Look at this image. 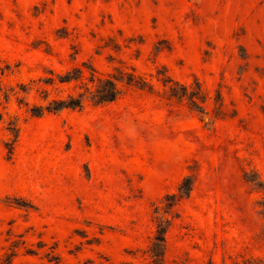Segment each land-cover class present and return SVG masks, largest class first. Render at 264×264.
Returning <instances> with one entry per match:
<instances>
[{
    "label": "rangeland",
    "instance_id": "1",
    "mask_svg": "<svg viewBox=\"0 0 264 264\" xmlns=\"http://www.w3.org/2000/svg\"><path fill=\"white\" fill-rule=\"evenodd\" d=\"M4 63L26 91L0 104V264H147L153 206L188 173L162 264H264V0H0ZM84 64L132 66L153 90L29 113ZM157 71L196 79L206 112Z\"/></svg>",
    "mask_w": 264,
    "mask_h": 264
},
{
    "label": "trees",
    "instance_id": "2",
    "mask_svg": "<svg viewBox=\"0 0 264 264\" xmlns=\"http://www.w3.org/2000/svg\"><path fill=\"white\" fill-rule=\"evenodd\" d=\"M85 65V64H84ZM8 63L0 66V104L4 107L7 102L10 91H26L24 84H19L18 90H13L12 87L6 86L2 82V75L8 68ZM86 73L80 67H74L66 71L64 74L57 76L58 82L73 81L71 91L67 92L64 97H50L45 104L33 103L28 108L31 115H40L44 111H55L60 108L81 107L84 102L92 104L105 103L114 100L129 86L145 88L153 90V84L141 74L134 71L132 66H113L111 72L102 73L93 65L87 64ZM156 80L162 85L163 92L168 96H173L179 99H185L188 106L198 112H206L203 102L207 99V93L201 84L194 79L191 84H185L177 80H173L164 72L157 71ZM47 83L53 82V77L47 76L43 80ZM41 97L45 99L48 91L45 88H40ZM215 114L222 113L220 93L217 91L213 97ZM17 103L27 104L23 97L17 98ZM1 115V112H0ZM9 128L16 129L14 120L9 122ZM194 175L188 173L183 175L176 185L174 192H166L160 202V205H154L152 211L155 226L149 239V244L146 248L148 257L147 264H162L164 261L165 250V231L170 222L173 206L183 197H186L192 187ZM258 183V182H257ZM33 253L31 249L26 250ZM56 259L53 254H48V260ZM259 260V259H258ZM56 261V260H54ZM263 261V260H262ZM261 261V262H262ZM253 259H246L244 264H259Z\"/></svg>",
    "mask_w": 264,
    "mask_h": 264
}]
</instances>
